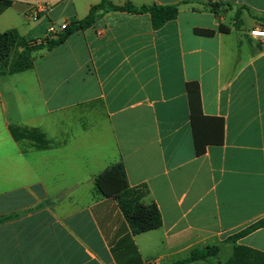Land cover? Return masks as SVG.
<instances>
[{
    "label": "crops",
    "instance_id": "obj_1",
    "mask_svg": "<svg viewBox=\"0 0 264 264\" xmlns=\"http://www.w3.org/2000/svg\"><path fill=\"white\" fill-rule=\"evenodd\" d=\"M100 1L0 0V33L44 40ZM109 2L176 5L178 14L154 30L149 14L107 12L37 52L29 70L0 75V264H170L234 245L264 253V227L228 242L264 221V51L249 36L264 29V0ZM209 2L224 4L217 16ZM193 82L213 119L199 128L217 137L223 124L222 143L200 157ZM119 162L128 185L144 186V202L156 204L159 229L132 235L116 202L95 191V177Z\"/></svg>",
    "mask_w": 264,
    "mask_h": 264
},
{
    "label": "trees",
    "instance_id": "obj_2",
    "mask_svg": "<svg viewBox=\"0 0 264 264\" xmlns=\"http://www.w3.org/2000/svg\"><path fill=\"white\" fill-rule=\"evenodd\" d=\"M223 3L209 2L207 7L216 16ZM111 11L128 12L132 14H149L152 20V28L158 29L166 22L174 20L178 14V7L171 6H150L139 9L130 5L123 7L113 6L109 0H101L96 6H92L87 16L78 21L65 26V29L55 37L44 40L24 41L14 32L0 33V75H13L29 70L34 62L35 54L39 51H51L61 46L71 35L84 31L93 26L98 18ZM240 11L236 10L234 15L235 28L240 26ZM218 32L227 33L228 29L220 24ZM194 34L202 37H212L215 32L211 30H194ZM259 50L261 46L257 45ZM17 48L16 52L14 49ZM12 55L14 56L12 58ZM188 107L190 111V122L193 134L194 152L197 157L205 153L206 147L222 143L223 124L219 122L217 137L208 134L206 130L199 127L204 121H213L202 115L199 87L197 83L186 85ZM31 138L38 144L39 148L47 147L46 141L40 139L38 135ZM95 191L105 199H112L116 202L120 212L126 220L132 235H140L157 230L162 225V220L158 208L154 202L146 204L144 199L148 196V191L144 186L130 187L126 179L124 166L121 162L111 165L94 179ZM264 227V221L257 222L236 235L228 239L234 243L236 240L247 236L255 230ZM217 247H206L204 249L192 250L187 258L172 262L170 264H190L193 262L217 261ZM217 264H264V253L243 247L233 246L232 255L225 263Z\"/></svg>",
    "mask_w": 264,
    "mask_h": 264
},
{
    "label": "built area",
    "instance_id": "obj_3",
    "mask_svg": "<svg viewBox=\"0 0 264 264\" xmlns=\"http://www.w3.org/2000/svg\"><path fill=\"white\" fill-rule=\"evenodd\" d=\"M29 17H31V19L33 21H36L38 19V15L36 11L31 10L29 13ZM65 26H67L66 24H63L59 27V30L62 31L65 29ZM48 38H52L56 36V29L54 26H50L48 28ZM249 36L255 40L257 42L258 45L261 46L262 51H264V29H254L252 31H250Z\"/></svg>",
    "mask_w": 264,
    "mask_h": 264
},
{
    "label": "rangeland",
    "instance_id": "obj_4",
    "mask_svg": "<svg viewBox=\"0 0 264 264\" xmlns=\"http://www.w3.org/2000/svg\"><path fill=\"white\" fill-rule=\"evenodd\" d=\"M226 21H227L226 24L230 23L229 18H227ZM253 46H254L255 48H257V43H256L255 41H253ZM16 50H17V48L14 49V52H16ZM13 57H14V56L12 55V58H13ZM231 255H232L231 247H230V246H225V247L221 250V252L219 253V255H218V260H219L220 262H225L226 260H228V259L231 257Z\"/></svg>",
    "mask_w": 264,
    "mask_h": 264
}]
</instances>
